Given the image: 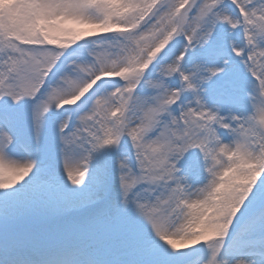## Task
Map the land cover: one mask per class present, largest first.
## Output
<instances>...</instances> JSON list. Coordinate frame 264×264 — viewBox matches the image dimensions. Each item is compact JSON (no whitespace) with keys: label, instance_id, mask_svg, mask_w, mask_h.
Masks as SVG:
<instances>
[{"label":"snow or ice","instance_id":"6c2138e0","mask_svg":"<svg viewBox=\"0 0 264 264\" xmlns=\"http://www.w3.org/2000/svg\"><path fill=\"white\" fill-rule=\"evenodd\" d=\"M0 264H264V0H0Z\"/></svg>","mask_w":264,"mask_h":264}]
</instances>
